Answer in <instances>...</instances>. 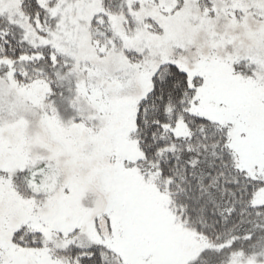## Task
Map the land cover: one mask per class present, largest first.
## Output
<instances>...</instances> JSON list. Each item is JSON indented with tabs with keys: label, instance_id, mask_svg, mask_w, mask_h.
I'll return each instance as SVG.
<instances>
[{
	"label": "snow or ice",
	"instance_id": "1",
	"mask_svg": "<svg viewBox=\"0 0 264 264\" xmlns=\"http://www.w3.org/2000/svg\"><path fill=\"white\" fill-rule=\"evenodd\" d=\"M0 264H264V0H0Z\"/></svg>",
	"mask_w": 264,
	"mask_h": 264
}]
</instances>
